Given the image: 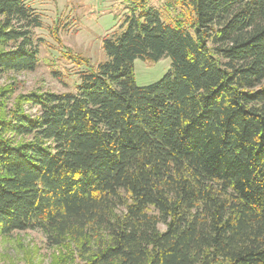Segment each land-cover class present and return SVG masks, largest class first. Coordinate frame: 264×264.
<instances>
[{
	"label": "trees",
	"instance_id": "1",
	"mask_svg": "<svg viewBox=\"0 0 264 264\" xmlns=\"http://www.w3.org/2000/svg\"><path fill=\"white\" fill-rule=\"evenodd\" d=\"M174 5L130 2L72 92L0 116V237L39 230L85 264H264V0ZM40 26L0 0V72L37 68ZM162 59L138 86L134 63Z\"/></svg>",
	"mask_w": 264,
	"mask_h": 264
},
{
	"label": "rangeland",
	"instance_id": "2",
	"mask_svg": "<svg viewBox=\"0 0 264 264\" xmlns=\"http://www.w3.org/2000/svg\"><path fill=\"white\" fill-rule=\"evenodd\" d=\"M136 1L27 0L41 21V26L33 30L39 51L38 66L33 72H0V116L9 117L28 94L72 92L78 84V74L85 70L76 64L78 58L88 60L94 67L104 62L103 38L125 29L130 15L128 5ZM144 1L147 7L158 10L164 21L176 20V0ZM170 69L168 59L157 63L136 61V84L155 83ZM25 111L35 112L26 106ZM79 251V246L70 241L53 246L39 230L0 237V264H85Z\"/></svg>",
	"mask_w": 264,
	"mask_h": 264
}]
</instances>
